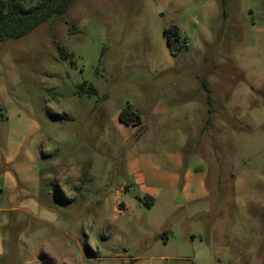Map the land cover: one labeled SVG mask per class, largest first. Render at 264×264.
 <instances>
[{
    "label": "rangeland",
    "instance_id": "1",
    "mask_svg": "<svg viewBox=\"0 0 264 264\" xmlns=\"http://www.w3.org/2000/svg\"><path fill=\"white\" fill-rule=\"evenodd\" d=\"M226 11L74 0L0 42V264H264V0ZM127 106L140 124L118 121ZM136 161L143 188L159 171L183 188L189 168L199 185L179 208L169 189L147 208Z\"/></svg>",
    "mask_w": 264,
    "mask_h": 264
},
{
    "label": "trees",
    "instance_id": "2",
    "mask_svg": "<svg viewBox=\"0 0 264 264\" xmlns=\"http://www.w3.org/2000/svg\"><path fill=\"white\" fill-rule=\"evenodd\" d=\"M74 0H40L37 4L24 7L20 0H0V42L11 39H20L35 30L40 24L50 20L55 16L65 14ZM221 17L227 18L226 0H218ZM220 31V30H219ZM166 43L171 48L173 42L178 38V29L176 26L164 30ZM60 58L65 59L69 54L56 46ZM202 88L207 92V102L211 113L212 105L210 99V90L206 81L201 82ZM94 88H90V93H95ZM118 121L126 126H136L140 124L141 118L138 113L132 111L127 106L118 114ZM210 122V121H209ZM141 203L147 208L153 204L152 198L145 196ZM164 239V236L161 237ZM95 256V253H91Z\"/></svg>",
    "mask_w": 264,
    "mask_h": 264
},
{
    "label": "crops",
    "instance_id": "3",
    "mask_svg": "<svg viewBox=\"0 0 264 264\" xmlns=\"http://www.w3.org/2000/svg\"><path fill=\"white\" fill-rule=\"evenodd\" d=\"M162 159L167 165L170 166L172 172H178L179 171V168H180V158L179 157H177L175 155L165 154ZM129 166H131L130 167V174H132L137 179L139 191H141V193L143 195L142 198L138 199V202L141 203V200L145 196H149L152 198V201H153V204L151 207H153L154 201L156 199V195L159 193V191L162 189H169L173 193V197L171 200V207L179 208V207L183 206L185 199H187L189 197L188 188H189L190 183L196 182L199 185V179H198L197 175H199L200 173L195 172V174H192L191 169L189 168L187 171L186 177H185V185L183 184L184 187L183 188L181 187L182 189L180 187H178L179 178L177 175L172 174V172L165 173L162 171L148 173V179L150 181H152L154 184H156L157 190H155L153 188L146 187V186L143 188V185L145 183H143L144 178L140 172L141 171V163L136 161L133 164L130 163ZM236 181L237 180H235V182ZM176 186H177V188H176ZM126 187L129 188L128 186H126ZM125 188L123 189L124 191L127 190V188L126 189ZM250 205H252V203ZM126 209H127L126 204L124 202H120V211H125Z\"/></svg>",
    "mask_w": 264,
    "mask_h": 264
}]
</instances>
